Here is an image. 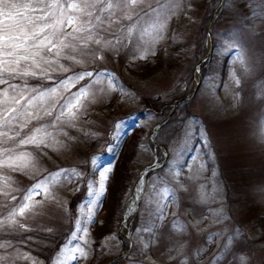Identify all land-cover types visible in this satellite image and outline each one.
Here are the masks:
<instances>
[{"label":"rangeland","instance_id":"374dc122","mask_svg":"<svg viewBox=\"0 0 264 264\" xmlns=\"http://www.w3.org/2000/svg\"><path fill=\"white\" fill-rule=\"evenodd\" d=\"M213 4V0H182L180 6L174 4L163 39L151 45L156 54L146 59L137 58L136 48L152 38L143 31H134L126 46L90 44L91 54L76 55L78 63L61 60L69 68L67 73L57 69L50 73L52 80H29L32 86L46 88L73 73L91 71L110 73L115 86L106 77L97 81L92 88L96 95L86 102L87 109L76 126H61L62 131L47 141V148L28 146L36 157L34 165L26 172L10 173L14 182L3 191L16 199L8 202L9 207L52 173L66 172L70 177L60 178L50 186L54 199H46L44 193L34 196L33 202L42 201L39 214L29 212L25 218H18L28 231L0 232L4 239L12 240L20 253L30 255L37 264H46L54 239L64 234L60 249L79 243L88 252L87 258L70 264H106L123 249L124 256L111 264H179L184 258L188 264H217V260L220 264H241L240 257L244 258L243 264H264V142L256 135L258 125H264V0H224L222 15L212 28L213 38L217 39L212 47L215 56L187 101L191 116L168 137V149L162 144V157L158 155L157 160H163L167 153L166 164L146 175L137 211L133 192L139 188L140 170L152 162L155 144L151 142L150 146L146 139L155 124L143 133L141 143L133 140L124 168L117 166L123 160L118 150L120 140L130 134L126 133L129 125L138 126L132 116L138 110L141 114H136L137 120L152 123L156 118L155 114L148 116L150 110L139 96L155 97L164 109L173 99L192 90L196 82L191 67L207 54L208 36L203 55L195 60L193 54L199 48L204 18ZM149 27L148 23L143 25L145 29ZM109 31L124 35L117 24H112L110 30L106 24L105 35ZM235 80H239L238 85ZM6 87L0 85V89ZM79 87L77 84L71 92ZM58 92L59 96L45 107L51 108L55 99L70 94L62 89ZM177 124L175 121L172 125L175 128ZM154 137L156 140V134ZM106 139H110L108 143ZM105 168L110 169L105 191L92 205L89 222L86 217L93 197L88 185L98 188L99 172ZM73 170L81 177L71 178ZM85 186L86 192L76 205L77 216L72 220L69 198ZM165 188L174 193V198ZM165 205V213L160 216ZM127 208L131 213L119 231V217ZM216 213L222 219H217ZM78 220L87 234L72 241ZM210 236L213 239H208ZM145 243L149 248H143ZM60 249L49 255L48 264H55ZM189 252L191 255L186 256ZM229 252L233 255L227 256ZM18 255L13 252L8 259ZM17 264L31 261L19 259Z\"/></svg>","mask_w":264,"mask_h":264},{"label":"snow or ice","instance_id":"6c2138e0","mask_svg":"<svg viewBox=\"0 0 264 264\" xmlns=\"http://www.w3.org/2000/svg\"><path fill=\"white\" fill-rule=\"evenodd\" d=\"M181 3L182 0H0V85H7L0 89V194L4 196L0 200V232L17 229L28 231L27 226L18 218H25L29 212L39 214L37 209L42 201L33 202L34 196L44 193L46 199H54L50 186L60 178H70L66 172L52 173L38 181L19 202L9 207L8 202L16 199L3 191L14 182L10 173L26 172L36 159L28 146L47 148V141L62 131L61 126L75 127V122L87 109L86 102L96 95L92 88L101 78H108L115 86L110 73L91 71L73 73L46 88L32 86L29 80L37 77L52 80L50 73L57 69L67 73L69 68L61 60L78 63L76 55L91 54L90 44L101 45L103 42L105 46L113 48L126 46L134 31H143L144 35L152 38L136 48L137 58L146 59L150 54L155 55L151 45L163 39L173 6H180ZM121 20L129 23L121 24ZM145 23L150 27L143 28ZM106 24L109 30L112 24L119 25V33L124 35L116 31H109L105 35ZM235 83L238 85L239 80H235ZM77 84L80 87L71 92ZM61 89L70 94L55 99L51 108L45 107L49 100L59 96L58 90ZM63 134L67 135L66 132ZM256 135L264 142V125H258ZM92 163L97 164L95 160ZM109 172L108 168L99 172L98 188L88 185L89 195L93 197L86 217L89 222L92 219V205L104 194ZM75 177H81V173L73 170L71 178ZM164 191L174 198L170 189L165 188ZM165 210L166 205L160 209L159 215L163 216ZM214 215L217 219H222L219 213ZM80 223L79 220L76 221L72 241L87 234V229L82 228ZM146 230L151 232V229ZM47 231L50 232L51 229ZM151 234L155 235L154 232ZM84 242L87 243L86 240ZM143 248H149V243L143 244ZM13 252L19 255L8 259ZM190 255L191 252L186 254ZM231 255L233 253H227V256ZM87 256L88 252L81 244L76 243L60 249L55 264H70ZM19 259L37 264L30 255L20 253L11 239L0 236V264H17ZM243 259L240 257L241 264ZM179 264H188L187 258L181 259ZM217 264H220L219 260Z\"/></svg>","mask_w":264,"mask_h":264},{"label":"trees","instance_id":"16d2710c","mask_svg":"<svg viewBox=\"0 0 264 264\" xmlns=\"http://www.w3.org/2000/svg\"><path fill=\"white\" fill-rule=\"evenodd\" d=\"M219 2H220V0H213V3H214L213 6L210 7V9L206 13V16L204 18V22H203V25H202L203 26L202 28H203V32H204L203 34L204 35L202 36L201 42L199 43V48L196 49V51L193 54L195 60H197L198 58H200L203 55V51L205 50V47H206V42H205V39H206V22H207L208 18L210 17L211 13L213 12V10L215 9V7L218 5ZM222 12H223V9L219 12L218 16L215 18L213 27L217 24V22H218L217 18H220V15H222ZM213 40H214V45H215L217 39L214 37ZM214 56H215V53H213L211 55L210 62L213 60ZM207 66H205L201 70V73L206 69ZM222 66L224 67L225 65H222ZM191 74L193 75V67H191ZM180 97H178V98H180ZM177 99H173L171 102L168 103L169 105L166 104V105H168L167 107L162 109V106L159 107V102L156 101L155 97L147 96L146 98H141L139 96L140 102L141 103L144 102V104L149 108L147 110H150V112L147 113L148 116H151V114H153V115L155 114L156 118H155V120L152 123H149V122L146 121V119H142V118L137 120V115L136 114L139 112L138 110H137L136 114L134 116H132V117H134L135 121H137L138 126H135L134 124L129 125V128H127L126 133L129 132L130 134L123 136V138L120 140L121 142L118 145V150L121 152V157L123 155V160L120 163H118L117 166L119 168H121V169L124 168V166L126 165L125 162L129 161V159H130V154L129 153H130V150H131L132 145H133V140H135V141L138 140L137 143H141L142 138H143V133L147 132V129L151 125H154L157 122H159L167 114V112L171 108L172 103L175 100H177ZM186 105H187V101L180 103L176 107V109H175L174 113L171 115V117H169V119L165 122V124L161 127V129L156 134V140L160 144L166 145L167 149H168V143L170 141V140H168V137L171 136V135H174V132H176L178 129H181L183 127V121L186 120L188 117L190 118V116H191V114H189V111L186 109ZM149 106H153V108H151ZM179 109H180V112H178ZM150 120L151 119H148V121H150ZM175 121H177L178 124L174 128V125H172V124ZM113 124L114 123L111 122L110 126L113 127ZM109 140L110 139H106V142L108 143ZM146 142H148L150 144V146H152V143H151L149 137H147ZM100 154L104 155L103 150H101ZM157 154L159 155L160 158L162 157V154H160L159 149L157 151ZM151 159L153 160V158H151ZM124 160H125V162H124ZM147 164H149V162ZM154 171H152L151 173H153ZM23 178H24V180L26 179L25 177H23ZM21 180L24 181L22 178H21ZM85 192H86V186L83 187V188H80L79 191L74 193L69 198L68 208H69V211L71 213L72 220H74V217L77 216V214H76V205L80 201L79 198L82 197L85 194ZM121 215H122V213H121ZM121 215L119 217L120 219H121ZM70 224H71V226H70V230H71L73 228L72 221H71ZM28 234L29 235H34V234H31V233H28ZM36 235L37 234H35L34 236H36ZM62 237H64V234H60V235L56 236V238L54 239V244L55 245L53 244L54 248L52 247V250H51L49 255L53 256L60 249V244L62 243L61 246L63 245L64 238L62 240ZM49 255H47V257H46V264H48L50 262V257L51 256H49Z\"/></svg>","mask_w":264,"mask_h":264},{"label":"water","instance_id":"95a60500","mask_svg":"<svg viewBox=\"0 0 264 264\" xmlns=\"http://www.w3.org/2000/svg\"><path fill=\"white\" fill-rule=\"evenodd\" d=\"M223 2H224V0H221V1H220L219 5H218L217 8L214 10V12L211 14V16H210V18H209V20H208V34H209V38H210L211 46H210V48H209V51H208L207 55L204 56V57H202V58L198 61L197 65H196V67H195V72L198 74V76H199V80H198L197 84L195 85L194 90H193L191 93H189L188 95L184 96L183 98H181L180 100H178L177 102H175V103L173 104L170 113L174 110V108L176 107V105H177L179 102L185 100V99L188 98L190 95H192L193 92L195 91V89H197V87H198V85H199V82H200V73H199V69H198L197 66H198L199 64H201L202 62H204L205 59H206V57L210 54L211 47H212V42H213V41H212V37H211V28H210V27H211V22L213 21V19L215 18V16H216L217 13L219 12L220 8H221L222 5H223ZM166 119H167V117L164 118V120H162L161 122H159V123L153 128V130H152V132H151L150 140H151L152 143L155 144V145H158V143L156 142L154 136H155L156 132L159 130L160 126L164 123V121H165ZM162 163H163V161H162L161 163H158V162L156 161V159H154V161H153L150 165L144 167V168L141 170V172H140V174H139V177H138V180H137V181H138V184H139V188H138L137 191H136V196H135L136 199H135V201H134V204H135L134 209H135V207H137L138 204H139V200H140V196H141V191H140V189H142V187H143V182H144L145 175H146L147 171L150 170V169L156 168V167H158V166H161ZM130 212H131V208H127V209H125V211L123 212L122 219H121V224H120V227H119V231H121V229L123 228V224L125 223V221H126L127 217L129 216ZM121 256H122V255L120 254V255H118V256H116V257L111 258L106 264H111V262H112L113 260H115V259H117V258H120Z\"/></svg>","mask_w":264,"mask_h":264},{"label":"bare ground","instance_id":"6f19581e","mask_svg":"<svg viewBox=\"0 0 264 264\" xmlns=\"http://www.w3.org/2000/svg\"><path fill=\"white\" fill-rule=\"evenodd\" d=\"M139 187V186H138Z\"/></svg>","mask_w":264,"mask_h":264}]
</instances>
